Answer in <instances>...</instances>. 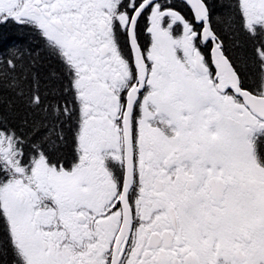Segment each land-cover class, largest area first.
<instances>
[{
  "label": "snow or ice",
  "instance_id": "obj_1",
  "mask_svg": "<svg viewBox=\"0 0 264 264\" xmlns=\"http://www.w3.org/2000/svg\"><path fill=\"white\" fill-rule=\"evenodd\" d=\"M0 0L47 81L0 54L33 116L0 117V254L13 264H264V0ZM252 83L249 84V78ZM71 135V157L59 145Z\"/></svg>",
  "mask_w": 264,
  "mask_h": 264
},
{
  "label": "trees",
  "instance_id": "obj_2",
  "mask_svg": "<svg viewBox=\"0 0 264 264\" xmlns=\"http://www.w3.org/2000/svg\"><path fill=\"white\" fill-rule=\"evenodd\" d=\"M174 2L181 4L182 1L174 0ZM209 3L212 6L213 19L216 14L215 18L221 21L222 24L225 23V27H223L224 31H221V28H217L216 23L215 28L225 39L229 53L233 57L242 58L246 47V38L238 30V20L234 11L235 0H209ZM14 45L20 46L22 51L32 49L40 51V40L34 34L26 30L22 32L14 25L0 27V54L7 52L8 48ZM21 71L25 73H38L42 81H47L52 77L54 72L58 71V66L45 57L43 53L34 62L27 55V51H25L22 69L18 70V74ZM252 79V77L249 78V84L252 83ZM0 117H6L25 130L24 119L27 118L29 121L33 119V116L26 110L18 91L9 87L8 82L3 80V78H0ZM73 150L72 137L68 134L67 140L59 145V154L70 158ZM0 264H13L11 254L7 252L0 254Z\"/></svg>",
  "mask_w": 264,
  "mask_h": 264
},
{
  "label": "rangeland",
  "instance_id": "obj_3",
  "mask_svg": "<svg viewBox=\"0 0 264 264\" xmlns=\"http://www.w3.org/2000/svg\"><path fill=\"white\" fill-rule=\"evenodd\" d=\"M226 12H227V11H226ZM225 14H226V13H225ZM215 17H216V14H215V16H214V21L216 22V26H217V28H221V31H222V30L224 31L223 27H225V23L222 24V22H221V21H218L217 18H215Z\"/></svg>",
  "mask_w": 264,
  "mask_h": 264
}]
</instances>
